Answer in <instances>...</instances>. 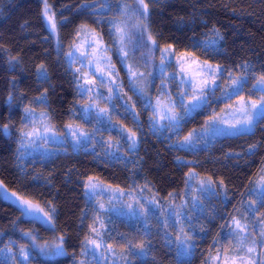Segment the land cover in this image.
Wrapping results in <instances>:
<instances>
[{
    "label": "rangeland",
    "instance_id": "obj_1",
    "mask_svg": "<svg viewBox=\"0 0 264 264\" xmlns=\"http://www.w3.org/2000/svg\"><path fill=\"white\" fill-rule=\"evenodd\" d=\"M43 4L46 24L59 47L57 17L46 0ZM81 8L92 14L99 29L80 26L66 54L78 94L72 122L64 135L59 134L46 110V96L36 98L24 108L19 158L46 160L68 150L120 158L138 149L147 119L150 132L173 149L188 174L185 192L171 201H159L139 185L121 189L86 179L93 225L76 264H134L148 258L145 245L114 235L116 221L134 225L143 234L150 221L155 222L179 259L190 260L195 241L206 234L204 224L214 215L220 221L208 245L207 263L262 264L264 223L258 210L264 202V171L236 201L222 185L198 175L189 157L220 138L254 131L264 116V78L225 73L191 54L156 48L146 0H102ZM104 28L108 39L101 33ZM40 74L45 79L44 71ZM199 119L200 126L186 131L188 121ZM0 197L48 231L46 238L31 236L27 247L14 243L0 248L2 264H36L37 256L56 259L64 254L53 210L26 202L1 181Z\"/></svg>",
    "mask_w": 264,
    "mask_h": 264
},
{
    "label": "trees",
    "instance_id": "obj_2",
    "mask_svg": "<svg viewBox=\"0 0 264 264\" xmlns=\"http://www.w3.org/2000/svg\"><path fill=\"white\" fill-rule=\"evenodd\" d=\"M100 1L46 0L59 23L57 47L45 21L43 0H0V181L26 202L39 204L46 212L53 210L55 229L64 241L62 256H37L36 264H76L80 259L93 225L86 179L97 178L121 189L139 185L159 201L177 199L187 186L188 167L180 165L173 149L150 132L147 119L138 149L120 158L72 150L46 160L19 158L24 108L36 98L46 96V110L59 134L64 135L72 122L78 94L66 54L80 26L99 29L92 14L81 7ZM146 2L156 48L191 54L225 73L248 72L264 78V0ZM101 33L109 38L106 28ZM41 71L45 79H41ZM201 123L200 119L188 121L186 131ZM189 158L198 175L222 185L233 200H241L264 171V116L252 133L220 138ZM258 213L264 223V202ZM219 218L214 215L203 223L206 234L195 241L190 260L179 259L166 241L167 233L159 231L153 221L145 234L125 221L114 222L112 228L115 236L147 247L148 258L134 264H208L207 249L217 233ZM47 232L0 197V248L14 243L27 247L31 236L46 238Z\"/></svg>",
    "mask_w": 264,
    "mask_h": 264
}]
</instances>
